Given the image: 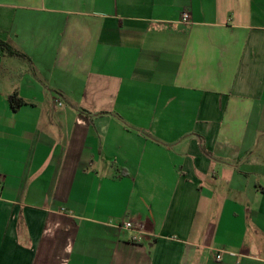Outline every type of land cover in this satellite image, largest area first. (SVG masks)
I'll use <instances>...</instances> for the list:
<instances>
[{
    "label": "crops",
    "instance_id": "crops-1",
    "mask_svg": "<svg viewBox=\"0 0 264 264\" xmlns=\"http://www.w3.org/2000/svg\"><path fill=\"white\" fill-rule=\"evenodd\" d=\"M0 38V264H264V0H0Z\"/></svg>",
    "mask_w": 264,
    "mask_h": 264
},
{
    "label": "built area",
    "instance_id": "built-area-1",
    "mask_svg": "<svg viewBox=\"0 0 264 264\" xmlns=\"http://www.w3.org/2000/svg\"><path fill=\"white\" fill-rule=\"evenodd\" d=\"M188 14L184 13L183 14V18L184 20L188 19ZM57 104L62 105L61 102L56 101ZM3 187V179L0 177V191L2 190ZM120 229L125 230V231H135L137 233L136 237H134L135 241H140L143 239L144 235L146 234V229H145V225L141 222H134L132 220L129 219H125L121 225L119 226ZM224 253V251H219L216 256H215V260L217 262H221L222 261V254Z\"/></svg>",
    "mask_w": 264,
    "mask_h": 264
},
{
    "label": "trees",
    "instance_id": "trees-1",
    "mask_svg": "<svg viewBox=\"0 0 264 264\" xmlns=\"http://www.w3.org/2000/svg\"><path fill=\"white\" fill-rule=\"evenodd\" d=\"M0 56L16 57L25 61L29 60L28 57L23 52H21L20 50L12 46L9 42L1 38H0ZM14 97L15 96H11L10 100L13 101ZM23 103L24 101L20 99L19 105H22Z\"/></svg>",
    "mask_w": 264,
    "mask_h": 264
}]
</instances>
